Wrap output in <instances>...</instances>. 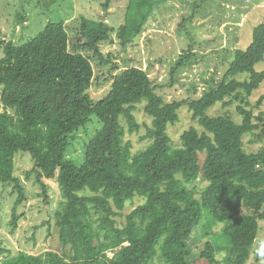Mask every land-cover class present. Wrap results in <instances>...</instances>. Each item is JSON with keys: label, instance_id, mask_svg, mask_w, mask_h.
Wrapping results in <instances>:
<instances>
[{"label": "trees", "instance_id": "trees-1", "mask_svg": "<svg viewBox=\"0 0 264 264\" xmlns=\"http://www.w3.org/2000/svg\"><path fill=\"white\" fill-rule=\"evenodd\" d=\"M112 1L105 0L103 9ZM125 1L123 23L116 30L122 48L136 41L169 0ZM111 32L102 19L81 17L75 41L63 21H49L21 44L0 39V185L10 186L15 195L11 232L24 217L19 208L27 201L15 164L21 152L32 163L24 181L41 189L37 196L45 204V180L57 183L60 198L53 227L62 248L61 253L39 255L3 249L0 264H152L156 259L194 264L188 240L202 223L212 234L199 259L220 264L216 251L224 250V264H247L264 220V149L247 152L243 142L247 135L261 137L255 133L258 124L264 134V112H253L261 108L264 94L249 100L264 80V71L255 69L264 59V23L253 28L245 49L233 50L218 80H205L201 96L172 101L164 100L158 93L162 84L138 67L114 76L109 92L92 101L90 59L109 63L100 46ZM192 58L178 57L170 86ZM239 74L248 78L239 80ZM142 101L151 119L142 137L148 144L133 154L125 136L140 130L135 111ZM216 104L234 105L241 122L235 123L228 109L208 115ZM182 107L203 131L192 124L180 135L181 145L173 146L167 129L179 121ZM92 115L101 126L85 144L77 166L67 152L75 132ZM199 177L206 183L201 190L195 186ZM136 197L143 202L123 214ZM218 224L223 225L219 234L210 231Z\"/></svg>", "mask_w": 264, "mask_h": 264}, {"label": "rangeland", "instance_id": "rangeland-1", "mask_svg": "<svg viewBox=\"0 0 264 264\" xmlns=\"http://www.w3.org/2000/svg\"><path fill=\"white\" fill-rule=\"evenodd\" d=\"M105 0H0V39L10 40L14 44L28 41L41 32L49 21H63L66 24L70 39L77 38V30L81 17L92 20L102 19L112 28L111 37L101 44V53L109 63L98 65L90 59L94 78L88 93L93 102L103 98L110 90L114 76L127 68L138 67L145 70L156 84H162L158 93L166 101L186 100L197 98L205 90V80L214 76L218 80L225 66L233 55L235 48L245 49L252 41L253 28L264 23V0H169L161 6L151 22L144 28L136 41L126 48H122L116 37V30L123 23L125 0L110 3L108 10H104ZM88 55L89 53L84 52ZM192 56L191 66L183 68L177 75V82L170 86V70L178 57ZM256 71H264V59L255 66ZM237 79L248 78L247 74H239ZM264 94V80L249 97L255 102ZM142 103V104H141ZM137 106L135 116L140 124V130L132 135L127 134L125 140L132 143V153H136L148 144L142 139L146 126H150L151 119L144 113L142 101ZM228 109L235 123L241 122V116L235 112V106L223 108L216 104L207 110V114L215 116L223 114ZM0 101V111H2ZM264 112V101L260 109H254V115ZM179 121L169 126L167 133L173 146H180V135L190 125L203 131L197 124L191 122L187 108L179 111ZM101 124L92 115L85 125L73 135L67 158L80 166L83 161L84 147ZM255 133L261 135L244 136V148L247 152H257L264 149V134L262 124H258ZM16 157L15 164L19 177L24 182L27 201L19 209L24 217L17 221V227L11 232L9 224L12 219V207L15 195L12 188L0 185V250L8 249L12 254L20 249L28 253L39 255L46 251L62 252L56 229L53 227V215L59 203V189L55 181L45 180L48 185V201L37 196L41 189L33 182L24 181V172L32 167L26 155ZM201 159L203 155L200 156ZM205 181L199 177L195 183L197 190L205 186ZM143 202L136 197L127 203L123 214ZM242 212H247L243 209ZM124 222L122 218L118 219ZM202 223V222H201ZM203 224V223H202ZM200 225L198 231L192 233L188 243L193 254L190 260L194 264H205L198 258L212 233ZM52 225V228H51ZM223 225L218 224L210 230L219 234ZM208 232L209 234L207 235ZM224 250L216 251V258L224 264ZM0 255V259L3 258ZM152 264H165L156 259ZM247 264H264V220L260 221L259 231Z\"/></svg>", "mask_w": 264, "mask_h": 264}]
</instances>
